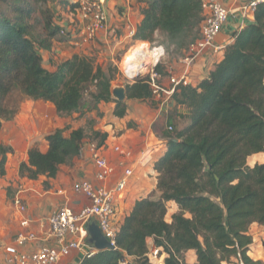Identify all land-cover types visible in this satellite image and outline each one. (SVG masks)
I'll return each instance as SVG.
<instances>
[{
	"label": "trees",
	"instance_id": "1",
	"mask_svg": "<svg viewBox=\"0 0 264 264\" xmlns=\"http://www.w3.org/2000/svg\"><path fill=\"white\" fill-rule=\"evenodd\" d=\"M138 1L143 3L142 19L133 39L154 42L157 34L167 48V43L184 47L200 37L202 0ZM53 2L0 0V130L2 119L16 113L17 108L7 111L4 105L14 90L52 103L58 115L80 112L85 95L91 100L87 111L113 102L116 117L126 114V103L112 96L108 66L81 53L53 70L43 66L42 51L52 53L54 43L69 41L60 33ZM56 2H65L71 12L77 8L75 0ZM2 4L11 15L2 12ZM37 15L41 32L32 21ZM160 63L156 70L161 74ZM125 92L128 99L157 104L146 77L125 83ZM169 99L174 108L165 119L172 129L154 123L165 145L152 164L158 195L134 201L118 224L113 249L95 250L77 264H119L127 256L133 264H152L146 257L149 244L164 253L162 264H187L183 254L189 250L195 255L191 264H261L247 251L250 225L264 226V162L250 166L247 161L264 153V1L256 6L252 21L234 31L208 75L195 85H176ZM177 106L186 109L179 113L186 120L181 127L171 122ZM85 136L82 128L54 129L44 136L45 151L37 142L31 145L18 173L31 180L56 177L62 165L79 156ZM90 138L100 147L107 133L93 130ZM11 152L0 143V176ZM168 202L178 208L170 216Z\"/></svg>",
	"mask_w": 264,
	"mask_h": 264
},
{
	"label": "crops",
	"instance_id": "2",
	"mask_svg": "<svg viewBox=\"0 0 264 264\" xmlns=\"http://www.w3.org/2000/svg\"><path fill=\"white\" fill-rule=\"evenodd\" d=\"M56 1L61 0H55L52 3L55 8H53L55 19L59 25L66 26L75 19V15L69 11L65 2L57 3ZM205 1L208 0H202V2ZM214 1L223 4L228 9L227 20L214 40V44L221 46V49L213 52L210 48H204L191 63H187L184 58L188 55L189 45L178 47L175 44L167 43L166 54L159 65L162 75L161 83L164 87H168V78L171 76L181 77L184 75L191 85H195L205 78L213 65L222 58L224 48L231 42L234 31L239 30L245 23L253 19L252 13H246L242 10V6L247 0ZM142 5L143 3L138 0H131L128 7H125L118 0L108 1L105 8L107 28L98 35L95 42L83 44L81 47H74L70 41L67 42L69 45L65 42H56L53 45V51L56 48V51L63 50V52L54 55L53 51L52 53L42 51L43 66L53 70L58 63L73 53H81L90 57L99 56L100 53L106 52L107 54L108 50L111 52L112 49L123 43L137 42L138 40L127 36L126 22H130L134 28L139 24L142 19L140 12ZM59 14L63 15L65 20L61 19ZM154 37L157 38L158 35L156 34ZM45 56L47 57L45 58ZM94 60L101 64L102 61L107 62L113 59ZM113 87L115 86L112 85L111 90ZM120 87L125 88V84L120 85ZM154 100L157 103L156 106L150 107L146 103L143 104L144 102L139 103L140 101L125 97L123 101L126 103L127 109L123 117H116L113 114V102H100L96 109L81 115L80 112H75L63 116L57 114L52 103L33 100L25 96L16 109L15 115L10 120H6V124L3 125L0 132V143L1 141L6 142L13 149L12 153L7 154L5 174L1 176V182L3 181L5 184L0 183V234H3V241L9 243L18 227L11 208V200L6 197L5 186L14 188V193L18 189L21 190L28 205L27 215L33 219L49 215L63 202L65 197H68L72 203L80 202L83 204L85 202V198L73 193L70 187L72 182L78 178H88L93 181V167L88 159L90 155L88 151L84 155L77 156L70 165H62L54 178L46 179L44 176H40V179L31 180L18 175V166L22 161L27 160V151L31 145L37 142L40 150L45 151L47 142L44 140V136L57 128L64 129V132L74 128H82L86 134L82 141L84 147L93 142L90 140V133L93 130L107 133V138L103 144L105 148L102 152L114 164L118 162L119 155L112 151L113 145H121L123 148H129L132 151V159L128 161L133 166V174L128 179L122 197L117 200L118 218L122 220L136 199L146 197L152 191L156 197L158 195L156 173L153 171L152 164L163 154L165 145L164 140L154 131V123L159 121L158 127L166 129L167 121L165 118L173 110L174 103L170 99L162 102L155 97ZM139 104L141 108L137 107ZM185 111V107L177 106V112L172 114L171 122L176 124V118L179 119L180 116L179 113L184 114ZM183 119L186 123L185 118ZM128 123H131V127L127 126ZM12 128L15 130L13 134H11ZM146 152H152V163H139L138 158ZM257 155L264 156V153L253 154L248 158V161ZM120 173V168H117L111 182L115 181ZM44 181L47 182L46 186ZM169 207L172 211L167 213L168 216L178 210L173 202H168V209ZM32 230L39 232L37 223L32 225ZM249 233L252 236V243L248 246L247 254L251 259L264 264V226L252 223L249 227ZM188 252L192 254L191 263H193L195 261L194 251L189 250L186 253ZM2 256L3 250L0 248V263ZM82 257L83 252L73 249L58 264H77ZM124 260L130 261L132 259L127 256Z\"/></svg>",
	"mask_w": 264,
	"mask_h": 264
},
{
	"label": "built area",
	"instance_id": "3",
	"mask_svg": "<svg viewBox=\"0 0 264 264\" xmlns=\"http://www.w3.org/2000/svg\"><path fill=\"white\" fill-rule=\"evenodd\" d=\"M108 1L110 0H75L77 8L72 12L75 19L66 26L60 25V33L69 38L74 47L95 42L98 35L107 28L105 8ZM118 1L125 7L130 6L131 2V0ZM263 1L247 0L242 10L253 14L256 6ZM202 10L200 37L189 44L188 55L184 58L187 63H191L204 48H210L213 52L221 49V46L214 44V40L227 20L228 9L217 1L208 0L202 2ZM126 27L127 36L133 38L134 26L126 22ZM140 53L143 59L148 53L151 56L142 72L134 70L129 74L126 69H120L126 83L139 77H146L152 94L162 102L169 100L176 85L188 84L187 78L183 75L169 77L168 87L162 85V75L156 70V66L166 54V49L161 43L148 42L145 47L140 48ZM143 59H138V64H142ZM166 128L171 130L172 126L168 125ZM104 148V145L98 147L95 142L80 147L79 155L86 154V151L90 154L88 159L93 167V181L88 178H78L72 182L70 189L85 198L83 204L72 203L68 197H65L49 215L33 219L27 215L28 205L21 190L15 191L11 199V208L18 227L9 243H5L0 236V248L3 250L2 264H58L73 249L83 252V256L90 255L96 250L86 242V226L90 221L97 224L101 233L115 247L114 238L121 221L118 218L117 200L122 197L128 179L133 174V166L128 161L132 159V151L120 145H113L112 151L119 155L118 162L114 164L103 154ZM151 155L152 152H146L138 158V162L148 163L152 159ZM117 168H120L121 173L111 182ZM34 223H37L39 232L32 230ZM162 253L160 248L152 246L148 249L146 257L152 264H162L164 256ZM119 264H133V262L122 260Z\"/></svg>",
	"mask_w": 264,
	"mask_h": 264
},
{
	"label": "rangeland",
	"instance_id": "4",
	"mask_svg": "<svg viewBox=\"0 0 264 264\" xmlns=\"http://www.w3.org/2000/svg\"><path fill=\"white\" fill-rule=\"evenodd\" d=\"M53 5V4H52ZM54 6V5H53ZM52 6V9L54 8ZM55 9V8H54ZM1 10H2V12H4V13H6L7 15H11V13H10V11H8V9H7V6L6 5H4V4H2L1 5ZM59 17L61 18V19H64L65 20V18H64V16L63 15H60L59 14ZM36 18V19H35ZM40 18V15H37V16H34V18L32 19V21L36 24V31L37 32H41V26H40V23H39V20H37V19H39ZM68 25V24H67ZM154 42H157V43H161V41L163 40V37L162 36H158L157 38H154ZM69 42V41H68ZM137 42H139V41H137ZM143 43H145V41H141V42H139L138 44H136V46H138V45H140V44H143ZM147 43V42H146ZM68 44V43H67ZM134 43H123V44H121V45H118L117 47H115L114 49H112L111 50V52L108 50L107 51V54H106V52L105 53H100L101 55H97V56H92V58L93 59H113L112 61H107V62H105V61H102L101 62V65L102 66H108L109 67V69H110V72H111V74L113 75V80L111 81V85H114L115 87L117 86V85H123V84H125L126 83V80H125V78L123 77V75H122V73L120 72V69L121 68H125L124 67V65H122V63H123V61H125L126 59H128V57H129V55H130V53H131V50H132V48H133V45ZM163 44V43H162ZM69 45V44H68ZM131 45H133V46H131ZM163 46L165 47V45L163 44ZM71 47V46H70ZM73 47V46H72ZM165 49H166V47H165ZM60 52H63V50L61 51V50H59V51H56V48H55V50L53 51V54L55 55V54H59ZM63 55V54H62ZM47 56H45V58H46ZM98 64H99V62H98ZM114 88V87H113ZM24 98H25V96L22 94V93H20L19 91H17V90H14L13 92H11L8 96H7V98H6V100H5V102H4V105H5V109L7 110V111H11V110H13V109H18V106H19V104L24 100ZM89 102H91V100H90V97L88 96V95H85L84 96V102H83V107L80 109L81 111H80V115L81 114H83L84 112H87V110L85 109V107H86V105L89 103ZM139 103H143V102H139ZM143 104H145V102L143 103ZM146 104H148V103H146ZM148 105H150V104H148ZM137 107L138 108H141V106H140V104H139V106L137 105ZM93 109H96V108H91L90 109V111L91 110H93ZM10 120V119H9ZM2 124H1V130H0V132L2 131V128H3V125H5L6 124V120H3L2 119V122H1ZM184 124V119L183 118H179V119H177L176 118V125L177 126H179V127H181L182 125ZM66 125V124H65ZM165 125V124H164ZM165 127V126H164ZM162 129V128H161ZM12 133L11 134H13V132L15 131L13 128H12ZM115 135V134H114ZM2 143H4L3 145H5V146H8V147H10V148H12L11 146H9V145H7L6 144V142H2L1 141V144ZM121 146V145H120ZM123 147V146H122ZM126 149V148H125ZM129 149V148H128ZM13 150V149H12ZM13 152V151H12ZM11 152V153H12ZM262 161H264V156H260V155H257V156H253V157H251L250 158V161H248L247 162V164L248 165H254L255 163H258V162H262ZM152 163V161H149L148 163ZM18 175L20 176V174L18 173ZM20 177H24V176H20ZM1 179H2V177L0 176V183L2 184V182H1ZM38 179V178H37ZM40 179V178H39ZM4 183V182H3ZM5 184V183H4ZM6 189V191H5V193H6V197L7 198H9L10 200L12 199V197H13V195H14V188H11V187H6L5 186V188H4V190ZM151 193V192H150ZM151 194H153V196H155L156 194H154V192L152 191V193ZM171 211H172V209H170V207H169V209H168V213H171ZM166 219H168L169 217L168 216H166L165 217ZM0 236L3 238V234H0ZM152 246H151V244H149V248H151ZM163 254V253H162ZM164 257V256H163ZM191 258H192V254L191 253H186V254H183V259L185 260V262H187V264L188 263H191ZM129 261V260H128ZM131 261V260H130ZM156 263V262H155Z\"/></svg>",
	"mask_w": 264,
	"mask_h": 264
},
{
	"label": "water",
	"instance_id": "5",
	"mask_svg": "<svg viewBox=\"0 0 264 264\" xmlns=\"http://www.w3.org/2000/svg\"><path fill=\"white\" fill-rule=\"evenodd\" d=\"M112 96L119 100L123 101L126 97L125 88L117 85L111 90ZM87 237L86 242L96 250L100 249H113L114 245L110 243V240L105 237L97 224L94 221H90L87 226Z\"/></svg>",
	"mask_w": 264,
	"mask_h": 264
},
{
	"label": "bare ground",
	"instance_id": "6",
	"mask_svg": "<svg viewBox=\"0 0 264 264\" xmlns=\"http://www.w3.org/2000/svg\"><path fill=\"white\" fill-rule=\"evenodd\" d=\"M148 43V42H147ZM147 43L140 44L138 46H133L131 53L125 61H123L122 65H124V69L131 74L132 71L136 70L138 72H142L144 70L145 63H147V60H149L151 54L148 53V55L143 59L142 53H140V48L145 47ZM138 59H143L142 64H138L139 60Z\"/></svg>",
	"mask_w": 264,
	"mask_h": 264
}]
</instances>
